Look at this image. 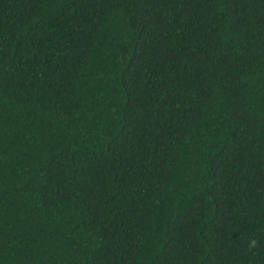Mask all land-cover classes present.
I'll list each match as a JSON object with an SVG mask.
<instances>
[{
	"label": "trees",
	"instance_id": "16d2710c",
	"mask_svg": "<svg viewBox=\"0 0 264 264\" xmlns=\"http://www.w3.org/2000/svg\"><path fill=\"white\" fill-rule=\"evenodd\" d=\"M0 264H264V0H0Z\"/></svg>",
	"mask_w": 264,
	"mask_h": 264
},
{
	"label": "clouds",
	"instance_id": "9594fccd",
	"mask_svg": "<svg viewBox=\"0 0 264 264\" xmlns=\"http://www.w3.org/2000/svg\"><path fill=\"white\" fill-rule=\"evenodd\" d=\"M259 246V241L256 240L255 238H251L248 241V250L250 252L254 251L255 249H257Z\"/></svg>",
	"mask_w": 264,
	"mask_h": 264
}]
</instances>
